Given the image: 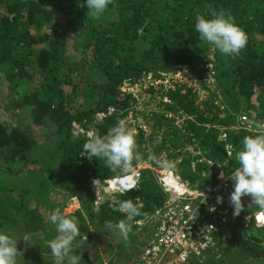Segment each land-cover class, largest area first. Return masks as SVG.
Here are the masks:
<instances>
[{
    "label": "trees",
    "instance_id": "trees-1",
    "mask_svg": "<svg viewBox=\"0 0 264 264\" xmlns=\"http://www.w3.org/2000/svg\"><path fill=\"white\" fill-rule=\"evenodd\" d=\"M221 10L248 35L239 55L221 54L195 31L198 14ZM87 12L79 0H0V95L9 96L15 108L12 112L4 104L9 117L25 116L20 126L6 124L0 116V229L20 239L18 264L52 260L47 245L56 232L47 218L62 207L52 194L57 189L81 204V210L68 215L80 221L81 235L74 242L77 254L83 246L80 262L102 264L100 258L92 261L90 250L103 245L107 252L110 241L104 232L111 231L106 225L126 217L110 201L95 205L91 181L111 180L119 170L107 167L103 159H89L82 148L91 139L89 131L104 136L118 119L138 113L134 94L122 90L126 83L135 85L147 75L161 81L165 74L188 70L205 86L203 73L212 66L216 91L208 101L198 103L194 88L183 92L186 85L175 84L161 92L169 102H162L164 112L151 115L154 133L149 141L140 128L136 137L141 154L146 142H158L157 154L199 145L202 156L190 151L172 155L176 160L185 156L175 171L193 189L207 190V184L217 182L215 175L203 180L202 172L210 168L202 159L229 165L231 171L239 167L228 159L225 146L240 151L243 138L253 135L235 122L242 111L253 124L264 121V0H113L99 19L87 18ZM71 37L73 49L67 44ZM218 98L225 118L214 104ZM100 113L106 117L99 120ZM75 125L85 132L79 138L73 137ZM49 127L51 135L42 138L40 132ZM159 132L163 139L158 140ZM221 133L228 134L226 142L219 140ZM53 135L55 143L50 142ZM120 198L141 200V215L132 222V231H137L135 223L162 208L168 194L147 169L137 187ZM115 237L122 251L132 238L138 239L140 254L146 247L139 233H129L127 240ZM140 254L133 253L130 264ZM115 261L128 264L123 257H113L109 264Z\"/></svg>",
    "mask_w": 264,
    "mask_h": 264
},
{
    "label": "rangeland",
    "instance_id": "rangeland-1",
    "mask_svg": "<svg viewBox=\"0 0 264 264\" xmlns=\"http://www.w3.org/2000/svg\"><path fill=\"white\" fill-rule=\"evenodd\" d=\"M50 32V31H48ZM68 46L73 49V46L75 44V41L73 37L69 38L67 40ZM212 56V54H210ZM209 68L208 71L203 73V75L206 77L205 78V86H203V83L200 81V79L190 73L188 70H182L178 71L175 74H165L164 80H153L151 75L144 76L143 79H141L140 82L136 83L135 85H130L127 84L124 86L125 91H129L134 94L137 104H136V111L138 113L130 112V114L126 117L128 121L129 127L135 129L136 131V137L139 134L138 128L142 129L145 132V141H149L150 136L154 133L152 125L154 124V121L151 119V115L154 112L157 113H162L164 112L165 106H162V102H169L166 97L161 95V92H166L169 88H174L176 85L175 84H180V85H186V89H184L183 92H187L188 87L194 88V90L197 91L199 94V101L198 103L206 102L211 98V94L216 91L214 82L215 78L213 75L212 71V66H208ZM211 70V71H210ZM5 93H2L0 95V116L2 117V122H5L6 124H10L13 126H20L22 125V122L25 121V116H12L9 117L7 108L4 107L5 103H8L11 107L12 112L15 110L13 105L8 101L9 96L4 97ZM13 97V96H12ZM215 100V99H214ZM215 106L221 110L220 117L225 118L226 114L223 112L224 106L221 105L220 98L215 100ZM202 108H205L204 106ZM206 109V108H205ZM241 111V110H240ZM244 111L241 112V114ZM240 114V115H241ZM246 114V115H245ZM244 115L248 118L247 121L252 122V118L248 115L249 113H245ZM238 115V117L240 116ZM146 117V118H145ZM100 120V119H99ZM183 119L178 117L176 120V123H180L181 128L182 126ZM235 122L239 124L238 120ZM254 122V121H253ZM252 122V123H253ZM239 126V125H238ZM214 128H218L221 130H227L225 127H218V126H213ZM238 129V127H232V130ZM52 133V128L49 127V129H46L41 131L40 134L42 138L45 136L51 135ZM158 132V131H157ZM85 133L83 131V128L79 125H76L73 131V137L74 138H79L81 135ZM157 134V133H156ZM88 137L92 138L94 136L93 131H89L87 133ZM53 138L50 140L51 143H55L57 140V136H52ZM157 138L163 139V133L159 132L157 134ZM224 133L220 135L219 140L222 142H226L227 140H224ZM137 139V138H136ZM227 139H228V134H227ZM138 141V140H137ZM186 144V143H185ZM225 146L226 149H232L233 145L228 144ZM159 144L158 142H154L153 146L149 143L146 142L144 144V149L145 152H142V158L146 154L149 158L147 159H141V161L136 162L135 164L133 163L132 169L127 173H121L120 171L116 173V176L111 179V180H106V181H101V180H92L91 181V187L93 189V193L95 195L96 201L95 205L97 207L102 206L105 204L106 201H110L112 204H117L118 209L123 202V200L120 198V195L126 193H122L118 189H113V181L117 179H125L129 177L136 176V185L139 184V181L141 179L142 171L143 170H151L154 173V176L159 183V179L162 177V175L166 172H173L176 175H179L182 179V176L175 170H177L178 165L182 161V159L185 157L182 154L177 158L172 157L174 154H179L184 151H190L194 155L202 156V151L201 147L197 144L193 145H187L185 148H182L181 150H175L174 148L171 149L170 151H167L165 149H162V152L159 154L156 153V149L158 148ZM181 149V148H180ZM234 152L233 155L231 156L230 159L236 160V154L239 152L233 147ZM141 153V152H140ZM157 154V155H155ZM154 157V159H153ZM235 158V159H234ZM203 161L207 162L209 165V171L208 172H202V178L203 180H207L211 177V175H215L214 177L216 178V181L218 182V177L221 176V173H224V176L228 178L231 174V168L227 167V165H214L212 162H210L207 158L202 159ZM159 161V163L157 162ZM237 161V160H236ZM194 167H196V163L194 162ZM228 170V172H227ZM235 171V170H234ZM213 177V176H212ZM229 179V178H228ZM183 181V180H182ZM110 182L112 186L110 185ZM217 182H213L210 184H207V188H210L212 186H215ZM131 191V190H130ZM129 192V191H128ZM52 194L56 196V203L61 204V212L69 215V214H75L77 210H81V204L77 197H69V195L63 190V189H57L53 190ZM69 197V198H68ZM79 198V197H78ZM131 200L136 201V198H129ZM140 203L141 200L139 199ZM243 206H246V212L242 216V220L239 226V232L237 234H231L229 233V228L230 225H227L222 228L223 233L221 234V238L223 239V246L219 250H215L213 253V250L208 253V261L205 264H264V229H258L256 228L249 220L247 219L250 215L253 214V212L256 209H259L260 207L253 204L252 198H246L245 201L242 199ZM59 208V207H58ZM59 208V209H60ZM120 210V209H119ZM121 211V210H120ZM122 212V211H121ZM229 214L232 216L233 212H229ZM248 216V217H247ZM140 221H144V219H141L137 221L135 224L139 228V230H134L130 233L133 234H141V238L139 239L140 242H146V244L149 242L151 235H152V228L149 229V225L143 223L142 225H138L137 223ZM109 233V232H108ZM104 232V234L108 235V239L110 243H108L107 246L110 248L107 252H104L103 245H99V251L98 248L91 249V259L92 261L97 260L100 258L102 260V264H109L110 261L113 260V257H117L120 259V257L125 258L128 264H130L132 260V254L133 253H138V249L136 248L138 239L135 241V238L129 240V243L124 246L123 251L120 250L119 244L120 240L115 237V233L111 231L110 234ZM244 234H248L247 237L244 236ZM241 236V240H235L232 242V238L234 236L239 237ZM258 239V241L251 242L248 239ZM112 245V246H111ZM81 252H78L79 255H82V250L83 246L80 247ZM77 249V248H76ZM75 249V250H76ZM84 249H88L86 246ZM97 249V250H96ZM140 249V248H139ZM89 250V249H88ZM112 251V256L109 255V253ZM109 257V258H107ZM43 264H52V262L49 260L46 263ZM80 264H82L80 262ZM114 264H118V261H115ZM189 264H194V260H190Z\"/></svg>",
    "mask_w": 264,
    "mask_h": 264
},
{
    "label": "clouds",
    "instance_id": "clouds-1",
    "mask_svg": "<svg viewBox=\"0 0 264 264\" xmlns=\"http://www.w3.org/2000/svg\"><path fill=\"white\" fill-rule=\"evenodd\" d=\"M112 2L113 0H79V6L87 7V18L99 19L106 13ZM195 20V31L199 34V39L214 46L221 54L236 56L247 46V33L225 11L198 14ZM122 90L128 92L124 88ZM244 114L238 117V122ZM104 117L106 113L97 114L98 119ZM250 126L255 127L257 132L243 138L242 149L236 154L239 167L228 177L234 183L230 201L234 207L235 216L229 224L230 228L243 208L242 197L252 198L253 204L264 209V121L254 124L250 122ZM136 135L135 129L129 127L127 118H120L106 135H96L85 143L82 148L83 154H86L89 159H103L107 167L127 174L132 169L133 161L139 162L142 159ZM221 178H224V173H221ZM218 202L222 203V198H218ZM142 207L139 198H136L135 202L131 199L121 202L119 209L125 213L126 218L107 224V229L117 234L119 238L127 240L133 228L132 222L135 217L141 215ZM47 219L56 232L55 237L49 240L47 245L50 249L52 264H80L82 255H78L74 249V242L81 235L78 218L68 216L60 209H56ZM229 233L233 234L230 230ZM239 237L241 240L240 235ZM23 239L28 243L27 237ZM19 241L20 239L18 240L10 232L0 229V264H18ZM222 246L223 240L218 248L219 251Z\"/></svg>",
    "mask_w": 264,
    "mask_h": 264
},
{
    "label": "built area",
    "instance_id": "built-area-1",
    "mask_svg": "<svg viewBox=\"0 0 264 264\" xmlns=\"http://www.w3.org/2000/svg\"><path fill=\"white\" fill-rule=\"evenodd\" d=\"M247 120L248 118L242 115L239 118V127L256 134L257 129L250 126ZM223 139L227 140L226 134ZM226 150L231 158L233 147ZM170 174H173L184 191L169 185ZM217 180L215 186L201 191L189 187L173 172L164 173L159 179V184L168 194V198L162 208L137 223L148 224L149 229L152 228V237L133 264H189L190 260H194L196 264H204L208 253L218 250L221 246L222 228L229 225L235 216L230 201L234 183L225 176L223 179L220 176ZM136 187L135 181L130 188L121 192ZM246 197H242L243 201ZM218 198H222V203L218 202ZM229 212H233V215ZM247 219L256 228L264 229V209H257Z\"/></svg>",
    "mask_w": 264,
    "mask_h": 264
},
{
    "label": "bare ground",
    "instance_id": "bare-ground-1",
    "mask_svg": "<svg viewBox=\"0 0 264 264\" xmlns=\"http://www.w3.org/2000/svg\"><path fill=\"white\" fill-rule=\"evenodd\" d=\"M169 179H170V183L169 185L171 186H175L176 188H178L180 191H184V188L182 186H180L178 184V181L177 179L173 176V174H170L169 176ZM123 181V183H122ZM136 181V176H133V177H127V178H123V179H117V180H114L113 181V186L112 187L113 189H118V190H126L127 188H130ZM110 185L112 186L111 182H110Z\"/></svg>",
    "mask_w": 264,
    "mask_h": 264
},
{
    "label": "water",
    "instance_id": "water-1",
    "mask_svg": "<svg viewBox=\"0 0 264 264\" xmlns=\"http://www.w3.org/2000/svg\"><path fill=\"white\" fill-rule=\"evenodd\" d=\"M136 180H137V177H136ZM245 209H246V206H243L240 214L236 216L234 222L231 225L230 232H233V233H237L238 232L239 226H240V222H241V218H242V215H244ZM234 240H240V237H234L233 241ZM248 240H250L251 242L258 241V239H256V238L255 239H248Z\"/></svg>",
    "mask_w": 264,
    "mask_h": 264
},
{
    "label": "crops",
    "instance_id": "crops-1",
    "mask_svg": "<svg viewBox=\"0 0 264 264\" xmlns=\"http://www.w3.org/2000/svg\"><path fill=\"white\" fill-rule=\"evenodd\" d=\"M144 243H145V245H143V246H146V245H147L146 242H144ZM143 249H144V248H143ZM143 249H141V250H143ZM141 250H140V251H141ZM213 253H214V252H213ZM208 259H209V257H208ZM208 259H207V261H208ZM207 261H206V262H207ZM206 262H205V263H206ZM205 263H204V264H205ZM194 264H196V263H194Z\"/></svg>",
    "mask_w": 264,
    "mask_h": 264
},
{
    "label": "flooded vegetation",
    "instance_id": "flooded-vegetation-1",
    "mask_svg": "<svg viewBox=\"0 0 264 264\" xmlns=\"http://www.w3.org/2000/svg\"><path fill=\"white\" fill-rule=\"evenodd\" d=\"M246 235L248 236V234H244V236H246ZM232 242H234V241H232Z\"/></svg>",
    "mask_w": 264,
    "mask_h": 264
}]
</instances>
